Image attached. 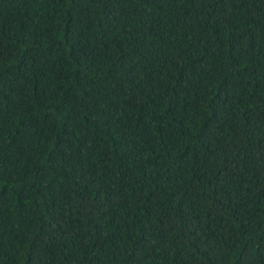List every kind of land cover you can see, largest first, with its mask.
<instances>
[{"label":"trees","instance_id":"trees-1","mask_svg":"<svg viewBox=\"0 0 264 264\" xmlns=\"http://www.w3.org/2000/svg\"><path fill=\"white\" fill-rule=\"evenodd\" d=\"M0 264H264V0H0Z\"/></svg>","mask_w":264,"mask_h":264}]
</instances>
